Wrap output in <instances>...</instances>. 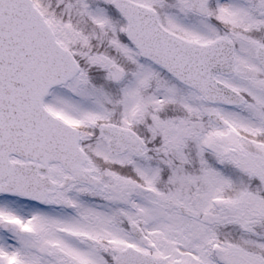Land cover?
Instances as JSON below:
<instances>
[{"label":"snow or ice","instance_id":"obj_1","mask_svg":"<svg viewBox=\"0 0 264 264\" xmlns=\"http://www.w3.org/2000/svg\"><path fill=\"white\" fill-rule=\"evenodd\" d=\"M0 264H264V0H0Z\"/></svg>","mask_w":264,"mask_h":264}]
</instances>
